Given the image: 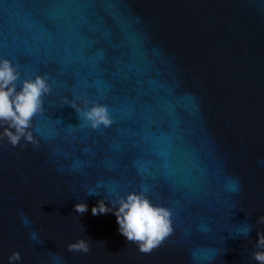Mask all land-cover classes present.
<instances>
[{
    "label": "water",
    "instance_id": "1",
    "mask_svg": "<svg viewBox=\"0 0 264 264\" xmlns=\"http://www.w3.org/2000/svg\"><path fill=\"white\" fill-rule=\"evenodd\" d=\"M5 58L51 93L35 144L0 141V264H257L264 0H0ZM79 97L112 125L91 128ZM132 191L172 212L148 254L91 211Z\"/></svg>",
    "mask_w": 264,
    "mask_h": 264
},
{
    "label": "clouds",
    "instance_id": "2",
    "mask_svg": "<svg viewBox=\"0 0 264 264\" xmlns=\"http://www.w3.org/2000/svg\"><path fill=\"white\" fill-rule=\"evenodd\" d=\"M20 87H17V82ZM51 93V87L45 77L36 75L34 79L26 78L21 81V73L8 59H0V141L7 139L13 147L19 145L21 139L35 144L32 131L34 117L43 112L44 97ZM81 105L76 100L65 104L75 109L78 116H82L89 122L91 128L96 129L103 125L110 127L113 123L106 105L92 103L84 97H79ZM91 103V107L88 105ZM95 191H89V195H96ZM101 199L93 206V215L113 213L119 225V232L128 243L137 244L139 251L151 253L158 248L166 238L173 234L172 212L169 208L154 204L144 192L132 191L121 196L115 194V198L108 201L110 207ZM75 212L83 214L88 210L85 203H77ZM258 224H264V215L257 218ZM251 228L245 236H248ZM257 251L252 253V259L257 264H264V232H257ZM67 249L70 252L88 253L89 242L78 239L69 243ZM21 260L20 253L13 252L8 257L9 264H16Z\"/></svg>",
    "mask_w": 264,
    "mask_h": 264
}]
</instances>
